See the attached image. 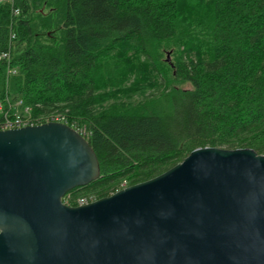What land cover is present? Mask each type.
Instances as JSON below:
<instances>
[{"label": "trees", "instance_id": "1", "mask_svg": "<svg viewBox=\"0 0 264 264\" xmlns=\"http://www.w3.org/2000/svg\"><path fill=\"white\" fill-rule=\"evenodd\" d=\"M11 33L0 102L61 115L98 159L99 178L69 191L67 206L150 180L198 148L264 156V0H4L0 54Z\"/></svg>", "mask_w": 264, "mask_h": 264}, {"label": "water", "instance_id": "2", "mask_svg": "<svg viewBox=\"0 0 264 264\" xmlns=\"http://www.w3.org/2000/svg\"><path fill=\"white\" fill-rule=\"evenodd\" d=\"M99 176L66 124L0 131V264H264L263 155L198 148L108 197L62 202Z\"/></svg>", "mask_w": 264, "mask_h": 264}, {"label": "built area", "instance_id": "3", "mask_svg": "<svg viewBox=\"0 0 264 264\" xmlns=\"http://www.w3.org/2000/svg\"><path fill=\"white\" fill-rule=\"evenodd\" d=\"M13 14L18 15V10H14ZM14 39L15 34L11 33L7 49L0 54V61H5L7 66L11 62V49L14 44ZM7 73L10 75H15L16 69L7 68ZM63 121L64 118L61 115L46 116L43 119L33 118L31 116L30 108L24 107L20 99H14L12 96H6L5 99L0 102V131L36 126L49 122L65 124ZM66 199L68 200L69 197ZM76 202L77 206L89 204V200L86 198H79Z\"/></svg>", "mask_w": 264, "mask_h": 264}, {"label": "rangeland", "instance_id": "4", "mask_svg": "<svg viewBox=\"0 0 264 264\" xmlns=\"http://www.w3.org/2000/svg\"><path fill=\"white\" fill-rule=\"evenodd\" d=\"M4 2V0H1L0 1V3H3ZM169 57V63H170V56H168ZM165 60H167V56H166V59ZM184 88H189V86L187 85V86H184ZM148 93H150V90H149V92H147V94Z\"/></svg>", "mask_w": 264, "mask_h": 264}]
</instances>
